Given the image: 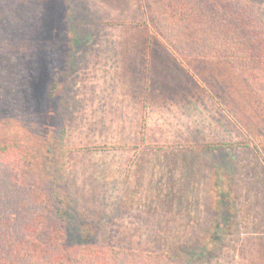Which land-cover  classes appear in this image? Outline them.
<instances>
[{
	"label": "rangeland",
	"instance_id": "1",
	"mask_svg": "<svg viewBox=\"0 0 264 264\" xmlns=\"http://www.w3.org/2000/svg\"><path fill=\"white\" fill-rule=\"evenodd\" d=\"M250 1L264 16V0ZM15 16L22 24H12L8 34L6 21L0 23V108L11 139L31 142L30 183L44 178L35 141L51 138L64 121L71 241L187 253L195 237L207 242L215 231L218 209L239 210L250 226L241 232L228 226L233 233L220 237L204 264H264V108L233 70L181 58L154 29L145 0H33ZM30 47L35 51L27 60ZM65 52L71 54L69 80L47 107L52 56ZM119 94L127 98L124 105ZM142 114L149 142L242 146L180 151L173 160L180 168L164 172L172 196L183 194L182 202L160 203L139 164L170 161L165 153H143ZM104 144L122 147L88 149ZM216 169L233 181L235 205L216 203ZM160 196L169 198L168 186Z\"/></svg>",
	"mask_w": 264,
	"mask_h": 264
},
{
	"label": "trees",
	"instance_id": "2",
	"mask_svg": "<svg viewBox=\"0 0 264 264\" xmlns=\"http://www.w3.org/2000/svg\"><path fill=\"white\" fill-rule=\"evenodd\" d=\"M32 1L0 0V23L6 21L7 34L12 24L16 28L21 26L22 22L16 20L15 14L23 5L30 6ZM145 1L154 29L174 52L187 61H213L226 70H233L264 108V16L252 1ZM34 51L33 47L26 50L27 60ZM70 58L69 52L57 58L52 56L44 98L47 107H52L58 92L69 80ZM23 67L19 65L20 69ZM26 71L28 77L29 71ZM22 81L26 83V79ZM58 102L64 101L61 99ZM4 113L0 108V264H204L207 253L218 250L220 237L237 231L239 225L250 226L246 216L240 218L239 210L232 214L218 209L215 231L205 236L207 242L200 235L195 237L187 253L73 242L70 239L69 186L66 178L69 149L66 147L67 128L64 121L56 125L48 140L39 142L32 139L37 143L36 151L42 153L44 165L40 174L44 178L30 183L26 178L29 177V165L34 161L30 157L31 142L11 139V126L5 122ZM142 144L146 150L165 152H213L242 146L226 142L194 146ZM119 147L121 145L104 144L89 146L88 149L107 151ZM222 173V170L216 169L213 175L216 203L235 205L237 196L233 181L226 172V176L222 177ZM232 216L233 219L230 218ZM228 226L233 232H227ZM208 241L215 244L213 248L208 247Z\"/></svg>",
	"mask_w": 264,
	"mask_h": 264
},
{
	"label": "crops",
	"instance_id": "3",
	"mask_svg": "<svg viewBox=\"0 0 264 264\" xmlns=\"http://www.w3.org/2000/svg\"><path fill=\"white\" fill-rule=\"evenodd\" d=\"M122 85H123V88H126V87H128L129 84H122ZM93 95L95 96V98L96 97H99L96 92H94ZM105 97H102V98H105ZM149 98H150V94H148V93L142 95L141 103L144 104V106L147 105L148 104V101H149ZM118 99L124 101L123 102V105L126 103L125 100H127V98H124V96H122V94H119V98ZM116 108H113L112 109L109 106V109H111V110H115ZM108 112H110V110H108ZM146 119H147V117L146 116L143 117V114H142L143 126H142V129H141L142 135L140 137L141 144L142 143H146V144H160L158 142H149L148 141V136L146 135V131H145V129H147V126H148V124L146 122ZM143 135H144V138H145L144 140H142V136ZM110 150H112V149H110ZM110 150H107V151H110ZM143 153L144 154L147 153L149 155L157 154V155H160V156H161V154L163 155V153H165V157H168V159L170 161L169 165H163L164 163H162L159 160H157L155 162H152L151 161L149 163L148 162H140V164H139L140 165V170L142 172V174H141L142 178L145 177V179H149L147 185L149 187L155 189V190L158 189L157 190V193H159V195H158L157 198H158V200L160 199L159 202H163V201H166V202H169V203H174V202L179 203V202H182V198L181 197L183 196V194H180L178 196H175V195L172 196V194H171V186H169V184L167 183L169 181V179L167 178V176H166V174L164 172L166 169L170 168L171 166L179 167L178 165H176V163H175L176 161H173V160L175 158H177L176 156H178L179 153H181V152H165V151H159V150H146V149H144ZM143 153L139 152L141 159H142ZM165 162H166V160H165ZM156 174H158V175H156ZM141 184L145 185L144 182H141ZM163 186H168V195H169V198L166 199V200L160 198L161 197L160 196L161 189H162ZM185 191H187V189H185ZM171 198H172L173 202L171 201ZM234 202L235 203L236 202L238 203V200L236 199ZM240 227H243V226L242 225H239V227L237 228L238 230L236 232H241L240 231L241 230Z\"/></svg>",
	"mask_w": 264,
	"mask_h": 264
}]
</instances>
